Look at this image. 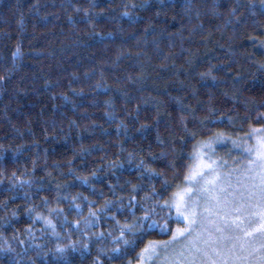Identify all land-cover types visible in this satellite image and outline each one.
I'll return each instance as SVG.
<instances>
[{
    "label": "trees",
    "instance_id": "trees-1",
    "mask_svg": "<svg viewBox=\"0 0 264 264\" xmlns=\"http://www.w3.org/2000/svg\"><path fill=\"white\" fill-rule=\"evenodd\" d=\"M98 2L97 12L115 17L97 21L96 32L113 36L103 41L90 35L89 26L78 22L82 13L68 7L70 4L87 7L88 0H0V76L7 77L0 81V146L7 150L0 160V181H3L0 183V225H3L0 245H11L12 249L0 252V264H63L55 253L57 244L77 242L79 248L83 242L80 233L71 231L70 226L58 227V238L51 230H45L42 222L33 224L25 211L30 205L22 198L17 181L33 182L32 188L24 185V191L33 193L32 204H40V197L46 196L53 208L57 207L55 184H70L71 187L59 193V207L65 209L70 222L81 217L75 211H68L69 200L65 197L78 193L87 197L75 201L82 205L85 217L88 201L93 202V209H98L105 200H112L114 204L109 206V212L98 213L100 228L92 231H112L119 235L116 222L120 225L131 222L130 212L142 216L143 209L153 202L147 199L151 186L161 190L160 178L149 180L147 174L141 178L135 167L141 159L157 171L165 172L172 183L164 195L167 198L177 190L176 185H182V177L173 178L168 161L182 153L176 159L177 166L187 162V154L196 141L207 139L212 132L243 135L247 126L241 130L237 114L244 115V101H253V107L264 102V11L260 0H219L221 15L214 17L202 11L199 20L193 18L191 22L184 12V0H147L150 6L142 8L123 5H141L143 0ZM193 3L207 10L212 0H193ZM237 4L244 5L238 12L239 21L228 15L229 6ZM124 12L130 16H122ZM69 16L77 23L69 21ZM17 45L18 57L13 55ZM209 70L210 76H200ZM129 76L135 84L126 80ZM117 77L122 90L136 97L134 102L126 104L119 92L95 88L99 82L114 89ZM81 89L82 96L78 95ZM233 96L237 99L233 100ZM145 99L147 104L143 103ZM110 100L114 101V108L106 103ZM92 101L96 102L94 106ZM160 101L163 103L157 108ZM178 101L197 109L196 115L201 118L208 115L207 108L215 109L214 119L225 114L232 116L236 118V127L226 119L219 123L205 122L211 130L206 134L199 124L190 122L188 128L198 131V135L195 139L186 137L187 143L181 144L179 138L186 133L179 124ZM137 104L140 105L138 121L124 111L127 107L135 114ZM106 111L116 115L108 117ZM121 120L125 123L118 129ZM141 123L150 127L137 131ZM82 148L88 149V153H82ZM162 151L168 153L167 160L150 157V153L159 156ZM220 153L218 147L215 156ZM130 154L134 157L131 163ZM33 160L37 165L35 172ZM46 172L52 176L48 177ZM77 177H87L90 183H82ZM41 181L43 190L37 193L36 184ZM133 186H137L136 191ZM9 188L13 190L8 191ZM13 196L16 199H9ZM133 197L139 203L129 209L127 205ZM4 201L8 202L7 208L3 207ZM120 205L123 207L117 211ZM12 212H16L15 217ZM157 212L154 219L160 224L167 219L170 229L183 227V221H176L174 211L170 218L159 209ZM169 239V232L155 227L138 239L137 246L129 248L126 255L109 260L108 249L113 245L105 240L93 245L83 257L70 251L68 261L93 264L99 256L102 264H138L137 255L149 240Z\"/></svg>",
    "mask_w": 264,
    "mask_h": 264
},
{
    "label": "snow or ice",
    "instance_id": "snow-or-ice-1",
    "mask_svg": "<svg viewBox=\"0 0 264 264\" xmlns=\"http://www.w3.org/2000/svg\"><path fill=\"white\" fill-rule=\"evenodd\" d=\"M260 4L262 11H264V0H260ZM149 6L147 0H143L141 5H123L125 8ZM33 7L36 8L35 5ZM61 7H65V5L62 4ZM68 7H71L75 13H82L78 22L91 28L90 35L100 37L101 41L113 38L112 33L96 32L97 21L115 19L113 16L106 15L103 11H96L99 7L98 0H88L87 7L77 4H70ZM221 7L219 0H212V4L207 10L197 8L193 0H184L183 3L184 12L188 15L190 22L193 18L199 20L202 11L205 15L217 17L221 15L219 12ZM243 7V4L229 6L228 15L239 21L238 12ZM249 7H254V5H249ZM36 11H38V8H36ZM157 14L159 15V13ZM122 16H130V14L124 12ZM44 19L46 22L47 18ZM68 19L74 24L77 23L72 16H69ZM145 32L147 33V29ZM19 51V45H17V51L13 55L18 57ZM6 72H10V70H6ZM103 72L104 70L101 68V77H103ZM210 73L211 70L200 73V76H210ZM6 78V76H0V81ZM211 78L216 79L214 76ZM126 80L132 84L136 83L131 76L126 77ZM121 83L120 78L117 77L114 89L110 85L99 82L95 85V88L99 90L103 87L105 91L119 92L126 104L134 102L136 97L123 91ZM83 94L81 89L78 95L82 96ZM192 95H196L195 90H193ZM65 99H68L66 95ZM232 99L235 100L237 97L233 96ZM178 102L181 104L179 124L186 133V136L179 138L181 144L187 143L186 137L195 139L198 135V131H191L188 128L190 122L194 125L199 124L206 134L207 131H211L207 129V123H219L221 120L226 119L229 125L233 128L236 127V118L232 116L225 114L223 117L214 119L215 109L207 108L208 115L201 118L196 115L197 109L192 108L191 105L183 104V101ZM95 103V101H92L93 106ZM106 103L109 107L114 108L115 106L113 100ZM143 103L147 104L148 101L145 99ZM162 103V101L158 102L156 107L159 108ZM253 103V101L245 100L244 115L239 116L237 114L241 130L243 131L244 126H247V130L243 132V135L233 136L224 131L212 132V135L208 136L207 139L196 141L191 152L187 154V162H182L179 167L177 166L176 159H179L182 153L176 154V159L167 162V167L173 170V178L182 177V185H176L177 190L167 195V198H164V195L172 187V183L167 179L165 172L157 171L155 168L150 167L146 160L141 159L135 165L137 170L140 171L141 178L143 179L145 174H147L149 180L160 178L162 181L161 190L157 191L154 186L150 185L152 191L148 194L147 199L153 201L151 206L143 209L142 216H135V213L130 212L131 222L120 225L117 221L119 235H114L112 231H92L100 228L101 216L98 213L109 212V206L114 204L112 200H105L104 205L98 209H93V202L88 201V214L85 217L83 216L82 205L75 203V201L77 198L87 200V197L79 193L70 198L65 197L69 200L68 211H75L77 216L81 217L69 221L65 209L59 207L61 200L59 193L61 189L71 187L70 184H55L57 207L53 208L46 196L40 197V204H32L33 193L24 191V185L27 184L29 188H32L33 182L31 180L17 181L20 185V191L23 192L22 198L30 205L26 207L25 211L33 224L42 222L46 226L45 230H51L52 234L58 238L60 237V233L57 231L58 227L66 229L70 226L71 231L80 233V239L83 242L80 243L79 248L76 247L77 242L65 245L57 244L55 253L63 261V264H70L68 261L70 251L79 252L80 256L83 257L86 252L91 250L93 245H99L105 240H110L113 245L108 249V252L111 253L108 256L109 260L116 256L126 255L129 248L137 246L138 239H142L149 229L155 227H159L161 231L169 232L170 239L149 240L137 255L139 264H264V111L259 110L264 108V102L255 107L252 106ZM201 110H203V106H201ZM124 111L133 120H139V104L136 105L135 114L129 112L127 107ZM84 115H87V113H84ZM105 115L114 117L116 113L106 111ZM155 120L158 124L159 113H157ZM75 123V121H72V124ZM124 123L121 120L117 128L119 129ZM149 127L150 125L141 123L137 131H145ZM45 132H47V129H45ZM157 139H159V135ZM160 143L164 144V141L161 140ZM172 143L175 144L176 141L174 140ZM218 147L228 148L230 153L239 154V158L233 161L236 167H233L227 173L222 171L227 162L222 158L219 160L214 158ZM6 151L0 146V160L4 158ZM88 151V149H81L84 154H87ZM167 156L168 153L163 151L159 156L150 153L153 160H167ZM133 159L134 157L130 154L129 163ZM36 166V160H33V172H35ZM54 166L59 167L58 164ZM114 166L119 167V165ZM46 175L51 177L52 173L46 172ZM95 175L93 173V176ZM77 179L81 178L77 177ZM81 182L90 183L87 177L82 178ZM0 183H3V181H0ZM42 183L43 181L36 184L35 191L37 193L43 190ZM12 190V188L8 189V191ZM136 190L137 186H133V191ZM140 190H143L142 187H140ZM101 195L103 194L101 193ZM9 199H16V197L13 196ZM136 203L139 202H136L133 197L129 200L127 207L132 209L136 207ZM3 207H8L7 201L3 202ZM120 207H123V205L118 206L117 211H120ZM157 209L164 212L169 218L174 211L176 221H183L184 227L170 229L167 219L163 224H160L158 220L154 219L159 214ZM11 215L15 217L16 212H12ZM60 217H63V219L60 220ZM111 218L115 219L114 216ZM125 219L128 220V217H125ZM2 228L3 225H0V239L3 238ZM28 234L32 235L31 225L28 227ZM66 235H70V233H66ZM20 243H23V241H20ZM5 251H12L11 245H0V252ZM93 264H102L99 256L93 261Z\"/></svg>",
    "mask_w": 264,
    "mask_h": 264
},
{
    "label": "rangeland",
    "instance_id": "rangeland-1",
    "mask_svg": "<svg viewBox=\"0 0 264 264\" xmlns=\"http://www.w3.org/2000/svg\"><path fill=\"white\" fill-rule=\"evenodd\" d=\"M223 155H224V157H223ZM214 158L217 160L222 158L224 161L227 162V165L222 169L223 172L227 173V172L231 171L233 167H236V165L233 164V161L239 158V154L235 153V152L230 153L228 148H221L220 155L215 156ZM233 183H235V181H233ZM183 227H184V225H183ZM138 264H139V262H138Z\"/></svg>",
    "mask_w": 264,
    "mask_h": 264
}]
</instances>
